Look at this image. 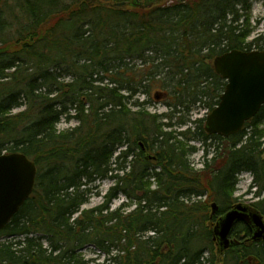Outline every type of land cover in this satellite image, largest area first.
I'll use <instances>...</instances> for the list:
<instances>
[{"label":"trees","instance_id":"obj_1","mask_svg":"<svg viewBox=\"0 0 264 264\" xmlns=\"http://www.w3.org/2000/svg\"><path fill=\"white\" fill-rule=\"evenodd\" d=\"M253 1L0 0V154L36 166L32 193L0 230V264H264V240L244 223L223 252L210 224L236 203L240 173L257 198L264 191V104L227 137L207 134L203 119L171 130L196 104H218L226 82L215 56L264 50V31L248 40ZM156 88L153 98L171 99L160 115L147 111ZM61 119L77 125L58 130ZM194 139L199 170L184 144ZM106 178L104 202L82 208ZM119 194L135 207L111 208ZM261 197L251 207L264 214ZM86 245L102 262L80 254Z\"/></svg>","mask_w":264,"mask_h":264},{"label":"water","instance_id":"obj_2","mask_svg":"<svg viewBox=\"0 0 264 264\" xmlns=\"http://www.w3.org/2000/svg\"><path fill=\"white\" fill-rule=\"evenodd\" d=\"M93 1V0H92ZM165 0H143L140 7H150ZM116 2L111 6H121ZM214 72L226 81L218 104L205 117L208 134L222 137L237 133L264 104V50L231 49L212 60ZM36 166L21 152L0 154V230L33 191ZM217 206L211 204V215ZM241 221L252 229L251 239H264V220L247 206L237 203L212 225L213 239L219 250L230 246L229 235L235 222Z\"/></svg>","mask_w":264,"mask_h":264},{"label":"rangeland","instance_id":"obj_3","mask_svg":"<svg viewBox=\"0 0 264 264\" xmlns=\"http://www.w3.org/2000/svg\"><path fill=\"white\" fill-rule=\"evenodd\" d=\"M165 1H167V0H165ZM171 1H177V0H169L168 2H171ZM133 4L137 6L138 2H135ZM133 4L128 3L126 5V7H130ZM251 14H252L251 15V23H252L251 25L254 27V29H253L252 34L249 36L248 40L254 38L258 33H261L262 31H264V1L263 0H254L253 1ZM132 63L138 64L139 62L137 60H132ZM156 90H157V88L153 89L151 92L150 98L152 101L149 104V106H147V111H149L150 113H155L157 115H160L162 113L168 112V106L166 103L171 101V99L168 97H165L163 99L162 98L161 99H154L152 97V95L154 92H156ZM143 98H144V96H139L140 100H143ZM17 110H19V109H14L13 111H17ZM206 114H207V110L196 104L195 107L192 108V110L189 113L190 122H188V124L186 126H182L178 129L176 128V126L173 127L171 129L172 134L175 135V133H174L175 130L176 131H178L180 129L183 130L188 126L191 127V132L194 131V126L196 125V120L203 119V123H204V119H205ZM162 121L164 123L168 120L162 119ZM75 125H77L76 120L65 121L64 119H61L59 121V123L57 124V129L58 130H64L68 127H72ZM260 127L264 128V122L260 125ZM177 139H179V137H177ZM184 144H186L185 145L186 147H194L193 152H191L188 155V161H189L191 167H193L196 170L201 169L203 166L202 159L204 156L203 155L204 154V152H203L204 144L199 139H194V140L187 141V142L185 141ZM212 155H213L212 150H210L207 158L210 159L212 157ZM144 156H146V154ZM149 160H151V159L149 158ZM237 179L238 180H237V183L235 185V190H234V196L237 198L236 203H242L243 205L251 206V203L253 201L258 200V198L259 199L262 198L261 196L264 195V191L262 192V195L259 196L258 198L254 195V191L256 189H255V186L252 187V185H250V182H252L251 174H249L248 172H242L237 176ZM95 185L97 188L95 190H93L92 194L88 197L87 202L82 206V208H91V207H95V206L103 203L104 202L103 195L107 192L109 187H111L113 185V180L108 179V178L98 180L95 182ZM153 186H154V184L152 185V187ZM201 200L205 201V197H203ZM122 202H125L128 204L125 208V210H127V211H129L135 207V204H134L135 202L133 200L127 201L126 197L123 194H119L118 197L111 202V208H116ZM212 203H214V202H212V201L207 202V204H209V205ZM209 212H211L210 207H209ZM263 219H264V214H263ZM4 239H5L4 236L0 237V241H2ZM213 246L215 248V251H217L218 245L215 241H213ZM80 254H82L85 259H94V258L99 257L98 261L102 262L103 255L100 254L99 250L96 249L93 245L84 246L83 249L80 250ZM253 264H254V262H253Z\"/></svg>","mask_w":264,"mask_h":264},{"label":"flooded vegetation","instance_id":"obj_4","mask_svg":"<svg viewBox=\"0 0 264 264\" xmlns=\"http://www.w3.org/2000/svg\"><path fill=\"white\" fill-rule=\"evenodd\" d=\"M162 96V97H161ZM166 97V94L165 93H163V92H160V93H157L156 95H155V97H154V99H163V98H165ZM141 148L142 149H144V147L143 146H141ZM147 155V154H149V152H147V151H144V155ZM149 157V156H148ZM151 159V158H150Z\"/></svg>","mask_w":264,"mask_h":264},{"label":"bare ground","instance_id":"obj_5","mask_svg":"<svg viewBox=\"0 0 264 264\" xmlns=\"http://www.w3.org/2000/svg\"><path fill=\"white\" fill-rule=\"evenodd\" d=\"M138 62H139L138 64H140V63H141V61H140V60H138Z\"/></svg>","mask_w":264,"mask_h":264}]
</instances>
